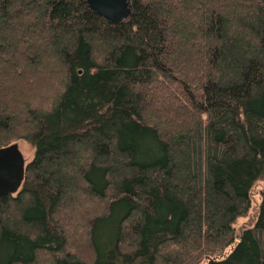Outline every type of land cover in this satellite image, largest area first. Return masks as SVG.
<instances>
[{
  "label": "trees",
  "instance_id": "obj_1",
  "mask_svg": "<svg viewBox=\"0 0 264 264\" xmlns=\"http://www.w3.org/2000/svg\"><path fill=\"white\" fill-rule=\"evenodd\" d=\"M129 2L0 0V264H264V0Z\"/></svg>",
  "mask_w": 264,
  "mask_h": 264
},
{
  "label": "water",
  "instance_id": "obj_2",
  "mask_svg": "<svg viewBox=\"0 0 264 264\" xmlns=\"http://www.w3.org/2000/svg\"><path fill=\"white\" fill-rule=\"evenodd\" d=\"M89 8L113 22H121L131 14L129 0H85ZM25 158L17 143L0 148V198L14 192L24 178Z\"/></svg>",
  "mask_w": 264,
  "mask_h": 264
},
{
  "label": "rangeland",
  "instance_id": "obj_3",
  "mask_svg": "<svg viewBox=\"0 0 264 264\" xmlns=\"http://www.w3.org/2000/svg\"><path fill=\"white\" fill-rule=\"evenodd\" d=\"M14 143L18 144L19 149L25 158V163L30 161L32 154H33V151H34L33 148H31L25 141H22V140H17ZM262 190H264V181L258 180L257 182L254 183V185L251 189V192H250L252 204H251V208H250L248 214L246 216L239 218L235 224L237 231H239L242 227L252 225V223L255 221L257 211H258V206L260 203V194H261L260 192ZM77 244H78V242L75 243V245H77ZM73 246H72V248H70L72 251L71 250H69V251L74 252L76 250L75 246L74 247Z\"/></svg>",
  "mask_w": 264,
  "mask_h": 264
}]
</instances>
